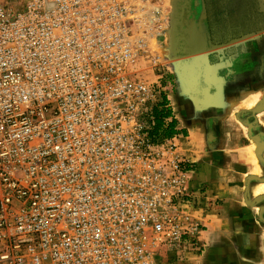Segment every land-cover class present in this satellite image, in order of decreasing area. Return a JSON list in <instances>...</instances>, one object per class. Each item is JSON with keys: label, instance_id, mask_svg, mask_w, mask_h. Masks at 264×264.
Listing matches in <instances>:
<instances>
[{"label": "built area", "instance_id": "2783aa9c", "mask_svg": "<svg viewBox=\"0 0 264 264\" xmlns=\"http://www.w3.org/2000/svg\"><path fill=\"white\" fill-rule=\"evenodd\" d=\"M146 7L0 0V264L204 253L206 191L180 152Z\"/></svg>", "mask_w": 264, "mask_h": 264}, {"label": "rangeland", "instance_id": "374dc122", "mask_svg": "<svg viewBox=\"0 0 264 264\" xmlns=\"http://www.w3.org/2000/svg\"><path fill=\"white\" fill-rule=\"evenodd\" d=\"M182 2L183 0H145L148 14L153 15L152 11L155 10L158 17L155 29L148 31L147 44L149 50L158 53L161 63L166 65L164 71L174 86L169 93L180 91V85H185L176 67L179 61H184L186 55L178 42L174 44L169 40L170 36L176 35L175 28L179 24L177 11ZM189 8L184 10L189 14L188 34L197 28L199 32L201 28L209 45L207 74L211 80L207 79L206 83L219 86L221 91L223 88V94H226L210 101V106L205 105L203 109L193 102L194 114H204L215 120L221 117L220 125L226 124L223 129L232 133L222 141L221 147L224 146L225 152L231 153L234 150L235 153H245L254 146L253 154L261 170L255 174L251 169L250 175L243 176V196L246 179L249 178L250 201L257 200V203L249 207L255 208L258 215L262 243L260 247L264 252V194L253 196L250 191L252 185L264 183V119L258 115L264 111V0H198V4L191 3ZM216 64L220 65L219 71L215 69ZM151 78L152 76L146 77L148 80ZM246 93L260 94L257 103L249 108L244 101ZM193 125L188 132L183 133L184 138L187 137L189 141H195V131L201 130V124ZM178 133L181 131L178 130ZM192 134L194 137H191ZM207 149L205 147L206 151ZM245 164L250 165V160ZM244 204L247 205L245 201ZM260 264H264V254Z\"/></svg>", "mask_w": 264, "mask_h": 264}, {"label": "crops", "instance_id": "0c3cea01", "mask_svg": "<svg viewBox=\"0 0 264 264\" xmlns=\"http://www.w3.org/2000/svg\"><path fill=\"white\" fill-rule=\"evenodd\" d=\"M215 69L219 71L218 66ZM179 88L180 91L170 93L169 98L177 130L181 131L180 152L195 163L193 182L202 186L207 196V207L201 214L206 229L200 234V239L206 245L205 251L202 255H188L181 264H260L264 252L260 247L259 218L255 208L244 204L242 178L250 175L251 169L253 173H259L261 167L247 152H225L221 144L231 132L223 129L226 124L220 125L221 117L215 120L204 114L195 115L193 100L186 85ZM221 89L214 86L205 92V105L210 106V101L225 96ZM258 115L264 119V111ZM195 123L201 124L202 131H195V141H189L183 133L188 132ZM249 160L250 165H246L245 162L249 163ZM257 185L250 187L253 196L264 194H253L252 189Z\"/></svg>", "mask_w": 264, "mask_h": 264}, {"label": "bare ground", "instance_id": "6f19581e", "mask_svg": "<svg viewBox=\"0 0 264 264\" xmlns=\"http://www.w3.org/2000/svg\"><path fill=\"white\" fill-rule=\"evenodd\" d=\"M191 3L196 5L198 4V0H193V1L183 0L182 4L180 5L179 10L177 11L178 12L177 19L179 24L178 27L175 28L176 35L175 37L170 36L169 40H171V43L173 42L174 44L178 42L182 47V50L186 56L183 59L184 70H182L181 73L182 76L180 77H183L186 80V82L192 86L198 83L201 74L203 75L204 79L206 78V80L208 79V81L211 79H209L210 78L208 77L209 74H207L208 73L207 51L209 50V45L207 43L204 33L202 32L201 28L199 32H198V28L197 30L195 29L193 32L191 31L189 34L187 32L188 31L187 18L189 14L185 13L184 10L186 8H189V4ZM259 98H260V94L244 95L245 105H247V108L252 107L257 103ZM191 137H194V134H192ZM253 150H254V146H251L246 150L248 152L249 157L251 158H255L253 154ZM252 190L254 195L262 194L264 193V184H258Z\"/></svg>", "mask_w": 264, "mask_h": 264}, {"label": "water", "instance_id": "95a60500", "mask_svg": "<svg viewBox=\"0 0 264 264\" xmlns=\"http://www.w3.org/2000/svg\"><path fill=\"white\" fill-rule=\"evenodd\" d=\"M216 66H220V65L216 64ZM176 70H177L178 74L180 76H182L181 73H182V70H184L183 61L178 62ZM181 78L184 81V84L186 85V87L188 89V94H189L190 98L193 100V102L195 103V105L198 108H202V109L205 108L206 106H205V102H204L205 101L204 94L208 90H211L214 86L207 84L206 83L207 80H206V78L205 79L203 78L202 74L200 76L198 83L196 85H192V86L190 84H188L183 77H181ZM249 185H250V179L248 178V179H246V188H245L246 190H245V194H244V201L246 202V204L248 206H253L257 202V200L250 201L249 194H248Z\"/></svg>", "mask_w": 264, "mask_h": 264}, {"label": "trees", "instance_id": "16d2710c", "mask_svg": "<svg viewBox=\"0 0 264 264\" xmlns=\"http://www.w3.org/2000/svg\"><path fill=\"white\" fill-rule=\"evenodd\" d=\"M173 125H174V122L171 124V127H173ZM172 133H173L172 130H168V131L165 132L164 135H165L166 137H168V136H170Z\"/></svg>", "mask_w": 264, "mask_h": 264}]
</instances>
